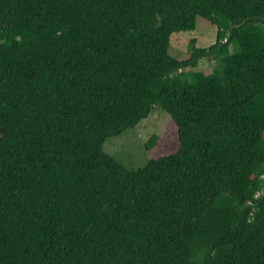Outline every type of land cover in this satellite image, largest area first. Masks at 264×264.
I'll return each mask as SVG.
<instances>
[{
	"label": "trees",
	"instance_id": "trees-1",
	"mask_svg": "<svg viewBox=\"0 0 264 264\" xmlns=\"http://www.w3.org/2000/svg\"><path fill=\"white\" fill-rule=\"evenodd\" d=\"M155 106L177 147L127 169ZM0 264H264V0H0Z\"/></svg>",
	"mask_w": 264,
	"mask_h": 264
},
{
	"label": "rangeland",
	"instance_id": "rangeland-1",
	"mask_svg": "<svg viewBox=\"0 0 264 264\" xmlns=\"http://www.w3.org/2000/svg\"><path fill=\"white\" fill-rule=\"evenodd\" d=\"M215 32L213 26L198 17L193 31L172 34L168 54L178 60L184 59L188 56L187 45L191 39L196 40V45L207 47L214 43ZM214 65L215 62L204 58L199 60L196 67L188 69L209 71ZM169 121L168 115L159 106H155L148 117L141 120L134 128L106 139L103 150L127 169L141 168L148 160L144 143L150 136L158 137L157 143L151 148L153 155L159 156L176 149L175 128L169 124Z\"/></svg>",
	"mask_w": 264,
	"mask_h": 264
}]
</instances>
